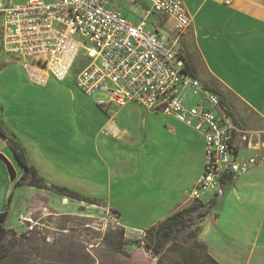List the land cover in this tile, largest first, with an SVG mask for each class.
<instances>
[{"label": "crops", "instance_id": "obj_1", "mask_svg": "<svg viewBox=\"0 0 264 264\" xmlns=\"http://www.w3.org/2000/svg\"><path fill=\"white\" fill-rule=\"evenodd\" d=\"M182 2L191 24L180 49L191 72L208 88L215 87L212 79L253 113L255 118L237 108L240 125H264V0ZM7 3L0 0V25ZM139 6L140 14L145 5ZM172 28L173 19L162 15L155 31L168 41ZM74 75L35 84L20 62L0 51V125L19 140L28 163L47 184L68 187L117 211L126 232L130 228L141 235L189 205L190 190L203 171V136L173 115L132 102L100 106L93 93L76 86ZM252 139L258 142L254 147L236 138L240 158L264 154V132ZM0 153L14 160L1 135ZM12 163L13 181L0 160V212L7 209L9 215L19 192L17 223L6 228L21 231L19 215L38 219L49 207L57 214L73 209L66 197L16 183L22 169ZM127 215L139 227L127 226ZM200 226L198 239L220 264H264V164L227 184Z\"/></svg>", "mask_w": 264, "mask_h": 264}, {"label": "built area", "instance_id": "obj_2", "mask_svg": "<svg viewBox=\"0 0 264 264\" xmlns=\"http://www.w3.org/2000/svg\"><path fill=\"white\" fill-rule=\"evenodd\" d=\"M130 1L145 5L136 21L109 6V0H8L2 8L0 51L20 62L39 85L48 78L63 81L80 62L74 82L85 94L106 92L108 99L100 106L132 102L173 115L199 132L204 165L189 196L210 210L227 184L264 164L261 153L240 158L236 140L254 147L253 136L264 130L240 125L186 65L180 45L191 20L182 0ZM162 15L173 19L168 41L155 31ZM18 222L24 229L15 231L17 236L52 239L43 218L19 215Z\"/></svg>", "mask_w": 264, "mask_h": 264}, {"label": "rangeland", "instance_id": "obj_3", "mask_svg": "<svg viewBox=\"0 0 264 264\" xmlns=\"http://www.w3.org/2000/svg\"><path fill=\"white\" fill-rule=\"evenodd\" d=\"M14 2H21V0H14ZM110 5L118 7L122 14L131 21L137 20L141 9L138 3L130 0H109ZM76 65V69L81 66L80 62ZM210 81L232 102L234 108L230 107L231 109L225 104L230 111L232 110L235 114L238 108L243 115L255 118L253 113H250L229 92L212 79ZM92 98L97 102L106 101L108 94L100 91L93 93ZM195 98L200 97L196 95ZM119 117H122L121 114ZM257 122L253 128L264 127L261 121ZM48 192L49 197H61V199L66 197L49 190ZM18 194L19 192L16 191L11 200L9 215L5 222L6 227L17 223L15 212ZM66 199L69 203L72 202L73 209L70 208L71 210L65 213L57 214L58 212L49 207L47 216L43 218L50 227L47 231L52 236L51 240L35 233L11 236L5 245L4 257L0 259V264H167L169 259H180L179 251L176 250L179 247L195 250V257L200 261L203 258L200 254L202 249L191 246L194 238L199 240L198 232L201 227L199 219L195 218L193 225L187 231L178 233L171 242L164 245L158 254H154L152 250L146 248L142 241L145 231L139 235V231H131L132 229L127 228L126 232L123 227L124 234L121 237L122 226L118 223L119 214L111 207L80 202L69 197ZM125 204L127 205L126 202ZM122 205L125 207L124 203ZM129 212L131 211H124L127 214ZM126 218L127 220L123 222H127V226L139 227V224L135 226L136 223L129 215ZM21 228L24 229V227ZM22 229L19 230L23 231Z\"/></svg>", "mask_w": 264, "mask_h": 264}, {"label": "trees", "instance_id": "obj_4", "mask_svg": "<svg viewBox=\"0 0 264 264\" xmlns=\"http://www.w3.org/2000/svg\"><path fill=\"white\" fill-rule=\"evenodd\" d=\"M186 65L190 68L188 61L186 62ZM76 67L77 65L74 66L73 71L74 69H76ZM78 69H76V71ZM191 71H193L192 68ZM210 89L220 96L222 103L226 104L229 108H234L232 102L229 101V98H227L220 89H218L217 87H211ZM231 113L233 114L235 119L239 121L232 110ZM0 135L7 143L17 163L21 166L22 172L17 178L16 183L46 189L53 193L66 196L71 199L84 201L86 203L98 204L94 199L84 196L68 187L59 186L53 183L47 184L45 179L38 173V170L33 165H30L28 163L24 150L21 147V144L16 136L13 133L7 134L6 131L1 127V125ZM207 212L208 209L204 208L202 202L191 201L186 207L177 210L171 215L145 229L142 241L144 242L147 249L152 250L154 254H158L164 247V245L171 242L178 233L187 231L193 225V220L195 218L199 219L201 222L206 216ZM7 215V209L0 212V259L4 257L5 245L10 240L11 236H17L15 231H13L12 229H7L5 227L4 222L6 221ZM123 232V227H121V237H123ZM191 246L193 248L200 247L202 249V252L200 254H202L203 258L201 261L199 258L195 257V250L192 251L188 248L179 247L176 250L179 251L178 256L180 259H169V262L167 264H220L208 254L206 245L202 241L194 238L193 244Z\"/></svg>", "mask_w": 264, "mask_h": 264}, {"label": "water", "instance_id": "obj_5", "mask_svg": "<svg viewBox=\"0 0 264 264\" xmlns=\"http://www.w3.org/2000/svg\"><path fill=\"white\" fill-rule=\"evenodd\" d=\"M13 158L16 161L14 156H13ZM0 160L4 163L10 180H12V181L15 180L17 173H16V169H15V166L12 163V161L7 156H5L3 153H0ZM16 163H17V161H16ZM17 165L19 167H21L18 163H17Z\"/></svg>", "mask_w": 264, "mask_h": 264}, {"label": "bare ground", "instance_id": "obj_6", "mask_svg": "<svg viewBox=\"0 0 264 264\" xmlns=\"http://www.w3.org/2000/svg\"><path fill=\"white\" fill-rule=\"evenodd\" d=\"M64 200H67V199H64Z\"/></svg>", "mask_w": 264, "mask_h": 264}]
</instances>
